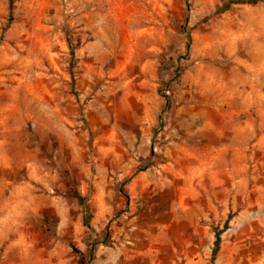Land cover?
I'll return each mask as SVG.
<instances>
[{
    "label": "rangeland",
    "instance_id": "rangeland-1",
    "mask_svg": "<svg viewBox=\"0 0 264 264\" xmlns=\"http://www.w3.org/2000/svg\"><path fill=\"white\" fill-rule=\"evenodd\" d=\"M0 264H264V0H0Z\"/></svg>",
    "mask_w": 264,
    "mask_h": 264
},
{
    "label": "trees",
    "instance_id": "trees-1",
    "mask_svg": "<svg viewBox=\"0 0 264 264\" xmlns=\"http://www.w3.org/2000/svg\"><path fill=\"white\" fill-rule=\"evenodd\" d=\"M85 226H87L90 229V224L88 222L85 223Z\"/></svg>",
    "mask_w": 264,
    "mask_h": 264
}]
</instances>
